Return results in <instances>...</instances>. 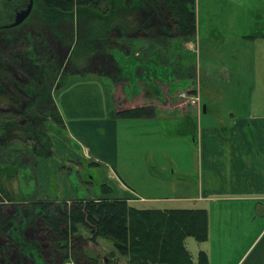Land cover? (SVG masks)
Segmentation results:
<instances>
[{"label": "rangeland", "instance_id": "1", "mask_svg": "<svg viewBox=\"0 0 264 264\" xmlns=\"http://www.w3.org/2000/svg\"><path fill=\"white\" fill-rule=\"evenodd\" d=\"M16 1L10 0L9 4L0 0V10H5L0 24L8 22ZM131 1L108 0V7L103 8V13L77 8V26L74 24L73 33L70 24L63 26L62 30L59 26L55 28L63 39L62 43H58L59 37L55 33L43 27V21L34 12L35 4L21 24L11 29H0V49L2 39L8 33L25 38L27 48L30 46L29 40L35 37L32 32L41 33L42 40L53 51L51 63L55 64L50 77L44 78L42 65L38 62L31 64L27 55L23 57L25 53L13 65L15 61L0 52V85L3 86H0V218L6 222L4 230L9 226L8 230H12L14 236H22L27 244L33 240L40 241L39 252L33 250L21 254L13 244L16 242L5 236L8 232H0V264L128 262L127 256L121 255L111 240L93 238L91 231L80 225L66 248L60 250L57 239L46 231L36 216L38 209L31 208L29 202L53 201V211L59 214L63 202L71 204L77 200L103 196L100 194V171L93 166L91 168L84 159H79L83 153L70 146L72 137L68 135L60 112L63 101L60 95L58 97V92L60 90L64 97L72 81L79 84L87 76L99 75L93 67L96 60L91 61L93 66L88 67L89 60L102 53L97 50L93 33L106 25L111 28L117 23L122 24L126 14L127 19L134 22L137 12L145 9V3L144 0ZM194 9L198 42L195 39L192 47L186 43L183 49L188 52L185 57L190 64L194 62L192 57L198 45L195 60L197 76L192 66L184 65V69L182 61L179 63L177 60H172L169 67L156 63L152 67L157 69L155 74L170 78L174 86L177 84V89H172L175 91L174 97H185L188 105L197 109L200 97L202 104L217 114L215 117L209 112L204 120L229 119V112L264 111V0H195ZM91 27L94 28L93 32L88 30ZM162 43L163 38L155 42L159 45ZM25 45L23 48H26ZM157 59L155 57L152 61L157 62ZM6 65L11 66L10 71L3 68ZM99 66L102 63L97 61L95 67ZM152 68L143 66L141 70L144 74L147 73L146 69L153 73ZM188 87L197 89L198 94L188 95L185 92ZM46 91L48 98L39 101ZM76 102L78 99L71 101L70 109L64 103L66 107L63 110H72ZM52 109L62 117V127L51 121ZM117 173L121 175L120 171ZM124 181L131 184L130 179L124 178ZM107 185L112 186L110 182ZM154 191L157 195L162 193L160 188ZM172 193L177 195L176 188L172 189L171 186ZM131 205L137 208L151 207L145 203ZM188 240L195 242L192 237ZM6 246L8 251L2 254V248Z\"/></svg>", "mask_w": 264, "mask_h": 264}, {"label": "crops", "instance_id": "2", "mask_svg": "<svg viewBox=\"0 0 264 264\" xmlns=\"http://www.w3.org/2000/svg\"><path fill=\"white\" fill-rule=\"evenodd\" d=\"M195 39L198 42L197 32L188 41L163 37L160 45L156 37H120V48L111 52L113 63L107 61L98 76H87L79 84L72 81L64 97L57 91L70 146L83 153L79 159L100 171L102 184H112L109 197L125 198L130 206L205 209L207 238L184 240L192 260L203 251L208 264H264V111L229 112V119L204 120L214 110H208L199 95V109L185 97H174L177 84L158 77L152 68L156 63L169 67L177 60L183 67L192 66L197 76L198 45L190 64L183 49L186 43L192 47ZM155 57L157 62L152 61ZM111 63L119 72L110 74ZM143 66L153 73L146 69L144 74ZM130 75L133 81L124 78ZM123 97L132 105L151 107L153 115L114 118L112 112ZM77 99L76 107L63 110L64 103L68 109ZM171 186L177 195L170 194ZM157 188L161 195L155 193Z\"/></svg>", "mask_w": 264, "mask_h": 264}, {"label": "trees", "instance_id": "3", "mask_svg": "<svg viewBox=\"0 0 264 264\" xmlns=\"http://www.w3.org/2000/svg\"><path fill=\"white\" fill-rule=\"evenodd\" d=\"M136 1L138 2V0ZM130 2L132 1L130 0ZM144 3L145 9L137 12L138 15L134 18V22H130L126 14L122 24L117 23L111 28L106 25L98 32L93 33L98 44L97 50L102 53L95 55L97 57L93 56L89 60L88 67L93 66L91 65L93 60L102 63V66L96 68V62H93V67L98 71L103 69V65L107 61L113 63L111 52L120 48L118 43L120 37L136 35L156 37V39L167 36L185 40L194 39L196 35L195 0H144ZM34 4L36 5L34 12L43 21V27L55 33L60 38H57L58 43H62L63 39L58 30L56 31V26L62 30L63 26L66 27L70 24L73 33L74 24L77 26L75 23L77 8L102 12L104 7H108V0H33V7ZM146 7H148L147 10ZM88 30L93 32L94 28L91 27ZM32 33L35 37L32 36V39L29 40L28 48L24 44L25 38L15 33H8L2 39L0 52L15 61L13 65H16L17 59L25 53L23 57L27 55V59L33 65L35 64L33 62L42 65L41 72L45 74L44 78H49L55 65L51 63L54 58L53 51L42 40L41 33L35 30ZM24 45L27 50L23 48ZM107 46L112 50L108 51ZM3 68L10 71L11 66L7 67L6 65V68ZM108 68L110 74H115L118 71L115 64ZM113 77L115 81L122 79L119 76ZM124 78L127 81L134 80L131 75ZM47 86L44 88L45 90ZM187 94L195 96L196 91L191 89L187 91ZM40 98L39 101L42 102L43 99L48 98L47 91ZM118 103V110L112 112L114 118H143L153 115L151 107L132 105L125 97L120 98ZM50 115L52 122L57 126H63L62 117L57 110L52 109ZM110 193V186L105 183L100 184L102 197L81 199L71 204L63 202L59 214L53 211L54 202L50 200L31 201L29 205L31 208L38 209L36 216L46 231L57 239L60 250L66 248L67 242L75 234L77 226L80 225L91 231L93 238L102 237L111 240L119 253L127 256V264H208L207 256L203 251L198 253L197 259L194 261L184 245V240L187 237H192L196 241H204L207 238L208 218L205 209L137 208L130 206L125 198L109 197ZM11 221L14 223L13 220ZM5 224L6 222L0 218V232H8L4 235L9 240L16 242L13 244L21 254L33 250L39 252V240H33L32 244L30 242L27 244L22 236H14L13 231L8 230L9 226L4 230ZM7 251L8 247L6 246L2 248L1 252L3 254Z\"/></svg>", "mask_w": 264, "mask_h": 264}, {"label": "water", "instance_id": "4", "mask_svg": "<svg viewBox=\"0 0 264 264\" xmlns=\"http://www.w3.org/2000/svg\"><path fill=\"white\" fill-rule=\"evenodd\" d=\"M23 3L19 6L16 11L13 12V17L8 20V22L4 23L0 27L2 28H12L19 24H21L30 14L32 7H33V0H20ZM203 106V110H204Z\"/></svg>", "mask_w": 264, "mask_h": 264}, {"label": "flooded vegetation", "instance_id": "5", "mask_svg": "<svg viewBox=\"0 0 264 264\" xmlns=\"http://www.w3.org/2000/svg\"><path fill=\"white\" fill-rule=\"evenodd\" d=\"M5 1H6V3H9V4H10V0H5ZM22 3H23L22 1L17 0L16 3H14V6H13L14 10L16 11V9H18L19 6H20ZM4 12H5V10H4V11H1V10H0V20L3 18V13H4ZM13 13H14V12H13ZM13 13L9 16V19H11V18L13 17ZM3 24H4V23L1 22L0 26L3 25ZM0 29H11V28H2V27H0Z\"/></svg>", "mask_w": 264, "mask_h": 264}]
</instances>
